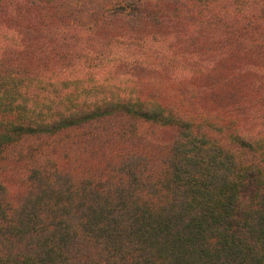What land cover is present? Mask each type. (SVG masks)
<instances>
[{
	"label": "trees",
	"instance_id": "trees-1",
	"mask_svg": "<svg viewBox=\"0 0 264 264\" xmlns=\"http://www.w3.org/2000/svg\"><path fill=\"white\" fill-rule=\"evenodd\" d=\"M0 264H264V0H0Z\"/></svg>",
	"mask_w": 264,
	"mask_h": 264
}]
</instances>
